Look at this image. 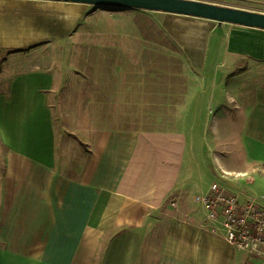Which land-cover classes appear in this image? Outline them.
I'll list each match as a JSON object with an SVG mask.
<instances>
[{"label":"crops","instance_id":"crops-1","mask_svg":"<svg viewBox=\"0 0 264 264\" xmlns=\"http://www.w3.org/2000/svg\"><path fill=\"white\" fill-rule=\"evenodd\" d=\"M89 5L0 0V264H258L207 228L195 196L210 184L197 131L213 180L227 172L264 193V30L157 12L197 79L175 127L122 122V108L153 100L119 79L109 94L82 86L77 145L60 64L41 54L80 30Z\"/></svg>","mask_w":264,"mask_h":264},{"label":"rangeland","instance_id":"rangeland-1","mask_svg":"<svg viewBox=\"0 0 264 264\" xmlns=\"http://www.w3.org/2000/svg\"><path fill=\"white\" fill-rule=\"evenodd\" d=\"M216 1L238 7L264 8V0ZM163 15L133 8L89 5L88 18L80 30L68 42L46 49L41 54L42 59L60 64L56 70L66 82V94H63L58 107L62 115L70 120V136L76 140L75 144L80 145L83 138V131L79 129L83 88L95 91L99 84L109 94L112 82L119 79L126 85L136 83L138 94L143 96L146 92L147 95L151 94L153 100L148 108L138 107L135 114L125 113L122 108V122H129V119L134 126L139 127H175L179 117L175 112L177 104L185 94L196 89L194 85L197 79L184 60L176 40L164 30ZM197 133L203 145L205 139L202 132ZM202 145L198 148L205 174L203 181L209 184L213 180L208 163L210 154L208 147ZM245 178L249 179L247 175ZM257 188L258 185H253L254 190ZM196 192L194 187L188 189L187 202L191 203ZM149 245L150 249L156 248V243Z\"/></svg>","mask_w":264,"mask_h":264},{"label":"built area","instance_id":"built-area-1","mask_svg":"<svg viewBox=\"0 0 264 264\" xmlns=\"http://www.w3.org/2000/svg\"><path fill=\"white\" fill-rule=\"evenodd\" d=\"M229 174L223 172L221 178L211 181L207 190L195 196V202L201 205L210 231L222 232L235 249L264 264V193L233 188L226 181Z\"/></svg>","mask_w":264,"mask_h":264},{"label":"water","instance_id":"water-1","mask_svg":"<svg viewBox=\"0 0 264 264\" xmlns=\"http://www.w3.org/2000/svg\"><path fill=\"white\" fill-rule=\"evenodd\" d=\"M165 12L264 30V12L207 0H55Z\"/></svg>","mask_w":264,"mask_h":264},{"label":"trees","instance_id":"trees-1","mask_svg":"<svg viewBox=\"0 0 264 264\" xmlns=\"http://www.w3.org/2000/svg\"><path fill=\"white\" fill-rule=\"evenodd\" d=\"M244 28H247V27H244ZM248 29H253V28H248ZM256 30V29H255Z\"/></svg>","mask_w":264,"mask_h":264}]
</instances>
